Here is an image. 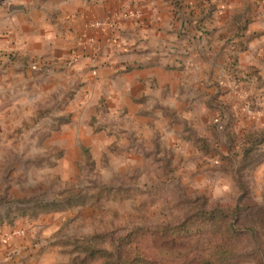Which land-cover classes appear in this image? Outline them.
Returning <instances> with one entry per match:
<instances>
[{"label":"clouds","instance_id":"1","mask_svg":"<svg viewBox=\"0 0 264 264\" xmlns=\"http://www.w3.org/2000/svg\"><path fill=\"white\" fill-rule=\"evenodd\" d=\"M0 264H264V0H0Z\"/></svg>","mask_w":264,"mask_h":264},{"label":"crops","instance_id":"2","mask_svg":"<svg viewBox=\"0 0 264 264\" xmlns=\"http://www.w3.org/2000/svg\"><path fill=\"white\" fill-rule=\"evenodd\" d=\"M134 6V5H133ZM88 39H91L92 37L90 35L87 36Z\"/></svg>","mask_w":264,"mask_h":264}]
</instances>
